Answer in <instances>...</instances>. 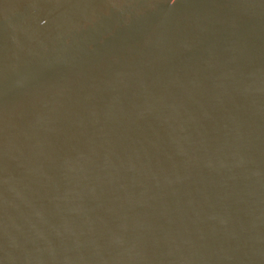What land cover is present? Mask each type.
<instances>
[{
    "label": "water",
    "instance_id": "95a60500",
    "mask_svg": "<svg viewBox=\"0 0 264 264\" xmlns=\"http://www.w3.org/2000/svg\"><path fill=\"white\" fill-rule=\"evenodd\" d=\"M0 264H264V0H0Z\"/></svg>",
    "mask_w": 264,
    "mask_h": 264
}]
</instances>
